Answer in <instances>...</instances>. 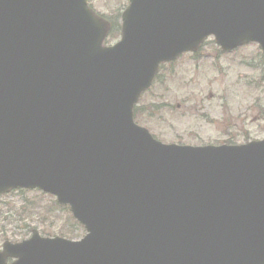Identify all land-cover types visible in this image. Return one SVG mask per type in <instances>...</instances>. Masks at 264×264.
Segmentation results:
<instances>
[{
	"label": "water",
	"instance_id": "95a60500",
	"mask_svg": "<svg viewBox=\"0 0 264 264\" xmlns=\"http://www.w3.org/2000/svg\"><path fill=\"white\" fill-rule=\"evenodd\" d=\"M0 0V195L38 189L80 240L5 241L0 264H264V139L164 143L134 109L162 63L210 36L264 52V0Z\"/></svg>",
	"mask_w": 264,
	"mask_h": 264
},
{
	"label": "rangeland",
	"instance_id": "374dc122",
	"mask_svg": "<svg viewBox=\"0 0 264 264\" xmlns=\"http://www.w3.org/2000/svg\"><path fill=\"white\" fill-rule=\"evenodd\" d=\"M127 5V0L91 2L99 15L113 22L107 45L120 39L121 15ZM138 106L144 111L138 123L164 143L203 146L263 139L264 52L257 43L222 52L211 36L199 54H184L174 63L163 64ZM35 201L42 207L56 198L37 189L0 196V248L5 241L29 238L33 229L48 237H84L86 230L75 224L69 210H57L42 223L37 211L43 210L34 208Z\"/></svg>",
	"mask_w": 264,
	"mask_h": 264
},
{
	"label": "trees",
	"instance_id": "16d2710c",
	"mask_svg": "<svg viewBox=\"0 0 264 264\" xmlns=\"http://www.w3.org/2000/svg\"><path fill=\"white\" fill-rule=\"evenodd\" d=\"M197 54H199V52L198 53H195V55H197ZM174 63V62H173ZM141 110H143V108L140 106H137V109H136V111H137V118H139V115H141V112L143 113L144 111H141ZM42 194H44V193H42ZM44 195H46V194H44ZM41 203H39L38 201H35L34 203H33V205H34V208H36L37 210L38 209H42L43 210V212L41 213L40 211H37V214H38V216H39V220L43 223V222H45V219H47V217H51L52 218V215H54L55 213H56V211L58 210V211H63V210H67L68 211V209H67V207H62L61 205H59L56 201H53V202H51V204H49V205H45V206H42L41 207V205H40ZM21 206H25L24 204H22ZM0 216H1V212H0ZM70 217H71V219L75 222V224L76 225H78L79 227H81V225L80 224H78L73 218H72V216L70 215ZM73 234H71V236H72Z\"/></svg>",
	"mask_w": 264,
	"mask_h": 264
},
{
	"label": "flooded vegetation",
	"instance_id": "af4514ba",
	"mask_svg": "<svg viewBox=\"0 0 264 264\" xmlns=\"http://www.w3.org/2000/svg\"><path fill=\"white\" fill-rule=\"evenodd\" d=\"M128 1V0H127ZM110 21V20H109ZM111 22V21H110ZM113 22H111V25H112ZM136 119H137V114H136ZM230 141V140H229ZM231 142V141H230Z\"/></svg>",
	"mask_w": 264,
	"mask_h": 264
}]
</instances>
